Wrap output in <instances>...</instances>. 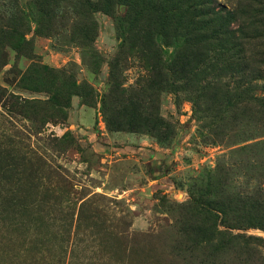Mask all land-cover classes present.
<instances>
[{
	"label": "rangeland",
	"instance_id": "374dc122",
	"mask_svg": "<svg viewBox=\"0 0 264 264\" xmlns=\"http://www.w3.org/2000/svg\"><path fill=\"white\" fill-rule=\"evenodd\" d=\"M31 2L0 0V264H264V199L242 208L215 172L233 165L243 185L257 176L247 162L263 161L264 182V144L233 153L264 142V127L244 141L254 126L245 104L229 105V144H212L187 94L163 88L155 100L135 51L113 70L122 37L139 26L126 5L96 8L84 24L62 0L46 9L62 16L48 37ZM17 10L23 19L11 21ZM82 27L96 29L87 55L68 43ZM174 42L183 40L157 45ZM113 75L121 91L104 105ZM158 106L163 130L151 127ZM221 208L243 225L223 223Z\"/></svg>",
	"mask_w": 264,
	"mask_h": 264
},
{
	"label": "trees",
	"instance_id": "16d2710c",
	"mask_svg": "<svg viewBox=\"0 0 264 264\" xmlns=\"http://www.w3.org/2000/svg\"><path fill=\"white\" fill-rule=\"evenodd\" d=\"M60 1L31 2V6L39 9V13H31L30 18L37 30L48 37L58 34L53 31V25L59 23L62 16L46 9L55 8ZM72 1L69 0L70 5L76 11L79 10L84 24L94 23L93 12L96 8L108 13H112L118 4L129 8L128 15H133L139 26L130 31L127 38L122 37L123 43L112 64L113 70L119 74V68L116 67L118 62L122 59L126 61L125 57L135 51L151 69L155 80L151 86L155 100L163 88L187 94L199 115L200 127L209 130L208 140L212 144H229L230 139L227 138L231 137L229 134L233 132L232 124L236 118V113L229 105L234 99L245 104L249 124L254 125L251 130H245L248 134L244 141L254 139L257 135L263 136V132L253 133L255 129L263 131L264 127V0H241L239 8L230 11L220 7L218 0H99L97 4L92 0ZM9 2L18 4V0ZM11 14V21L23 19V13L19 10ZM144 24L146 27L143 28ZM95 30V27H82L79 32L71 34L68 43L75 37L73 39L87 55L94 50ZM63 37L65 40L68 38L67 35ZM159 38L180 39L183 43L157 45ZM118 81L113 75L104 105L119 95L121 90L118 89ZM154 114L156 124L151 127L155 130L158 126L161 130L166 129L168 126L159 125L164 124V120L160 119L159 106L155 108ZM155 135L165 142L171 139V133ZM263 144V141L246 144L234 149L233 153L256 152V148L263 147ZM248 169L257 176L249 177L243 185L233 178V165L226 167L218 164L215 169L220 177L219 185H226L242 208L248 202L263 204L264 199L263 161L255 164L247 162ZM232 210L240 212L238 209ZM217 211L223 223L243 225L244 220L240 215L228 216L223 208ZM220 244H224L223 241L220 240Z\"/></svg>",
	"mask_w": 264,
	"mask_h": 264
}]
</instances>
